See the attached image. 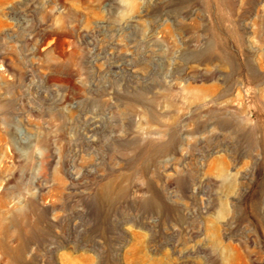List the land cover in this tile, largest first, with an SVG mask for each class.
I'll use <instances>...</instances> for the list:
<instances>
[{
	"label": "rangeland",
	"instance_id": "374dc122",
	"mask_svg": "<svg viewBox=\"0 0 264 264\" xmlns=\"http://www.w3.org/2000/svg\"><path fill=\"white\" fill-rule=\"evenodd\" d=\"M0 264H264V0H0Z\"/></svg>",
	"mask_w": 264,
	"mask_h": 264
}]
</instances>
